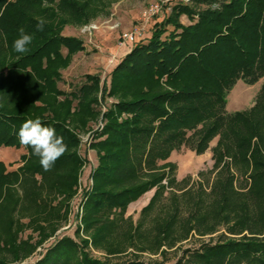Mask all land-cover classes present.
<instances>
[{
	"label": "trees",
	"instance_id": "16d2710c",
	"mask_svg": "<svg viewBox=\"0 0 264 264\" xmlns=\"http://www.w3.org/2000/svg\"><path fill=\"white\" fill-rule=\"evenodd\" d=\"M105 9L104 0H0V146L26 150L16 168L0 160V264L31 256L66 219L86 161L77 131L99 116L82 224L95 246L122 256L94 258L64 236L31 264H166L169 249L196 236L210 240L178 249L169 264H264V84L250 107L227 109L238 80L264 76V0L179 2L134 42L109 86L87 74L65 91L61 71L84 45L63 28ZM21 28L33 37L26 54L12 47ZM37 117L68 145L50 171L18 140L22 123ZM182 146L210 149L212 168L179 180L168 158ZM152 189L134 223L128 206Z\"/></svg>",
	"mask_w": 264,
	"mask_h": 264
},
{
	"label": "rangeland",
	"instance_id": "374dc122",
	"mask_svg": "<svg viewBox=\"0 0 264 264\" xmlns=\"http://www.w3.org/2000/svg\"><path fill=\"white\" fill-rule=\"evenodd\" d=\"M104 1L106 9L97 11L95 16L87 23L83 25L66 24L63 28V34L81 39L84 45V49L75 52L71 57L69 65L61 71L63 80L59 82V87L65 91H69L73 87L80 85L87 74L100 75L101 83L106 81L109 86L112 70L130 51L135 44L134 42L138 41L137 39L125 42L122 34L132 32L139 27H144L142 30L143 36L139 39H148L156 21H161L165 16L170 14L172 8L177 3L189 0ZM155 2L161 4V10L146 22L143 13ZM181 21L186 24L189 22V19L186 15H183L181 16ZM63 51L64 53L67 52L65 48ZM263 84L264 76L254 84H247L241 79L238 80L228 94L227 109L234 111L250 107L254 103L255 97ZM107 100V103H110L114 98L109 97ZM102 126V116H99L85 130L77 131L80 138L79 152L86 161L80 171L77 190L73 197L68 200L66 219L61 222L54 234L37 247L35 253L28 258L14 262V264L33 263L41 257L42 252L45 251V247L64 236H69L80 245H84V250L94 258L117 260L122 256L121 254H109L104 249L95 246L92 243L90 234L85 231L82 224L84 194L91 187V172L98 163L97 151L91 147V142L94 131L102 128ZM216 142L217 138L211 142V146H214ZM25 151L24 148L17 149L11 146H0V160H3L10 169L16 168L21 164V154ZM168 160L177 164L176 176L179 180L187 176H190L193 180L199 179L200 171H208L213 166L210 149L203 154H197L190 148L182 146L180 149L174 150ZM153 192L154 189L147 191L128 206L126 216H132L134 223L138 221L142 208L148 203ZM208 240H210L209 236H196L183 241L177 249L168 250L166 256L169 262L166 264L174 261L178 249L192 247L198 245L201 241ZM84 241H87V243ZM132 251L134 249L131 247L123 256L130 255ZM141 256L142 259L147 261H162L163 259L162 255L151 254L150 252H144Z\"/></svg>",
	"mask_w": 264,
	"mask_h": 264
},
{
	"label": "clouds",
	"instance_id": "9594fccd",
	"mask_svg": "<svg viewBox=\"0 0 264 264\" xmlns=\"http://www.w3.org/2000/svg\"><path fill=\"white\" fill-rule=\"evenodd\" d=\"M37 21L36 27L42 31L46 21L43 17H37ZM19 33L12 47L16 53L26 54L33 37L26 34L23 28L19 29ZM18 140L21 145L32 148L33 154L39 157L40 166L44 171H50L55 162L68 151L64 137L57 135L54 127L45 126L39 117L27 119L22 123L18 131Z\"/></svg>",
	"mask_w": 264,
	"mask_h": 264
},
{
	"label": "built area",
	"instance_id": "2783aa9c",
	"mask_svg": "<svg viewBox=\"0 0 264 264\" xmlns=\"http://www.w3.org/2000/svg\"><path fill=\"white\" fill-rule=\"evenodd\" d=\"M161 10V4L159 2H155L153 3L149 8H147L144 13L143 16L145 18V21L148 22V20L155 14H157L159 11ZM144 29V27H139L137 29H135L132 32H125L122 34V38L125 42H129V41H135V40H139V38L141 36H143V32L142 30Z\"/></svg>",
	"mask_w": 264,
	"mask_h": 264
}]
</instances>
